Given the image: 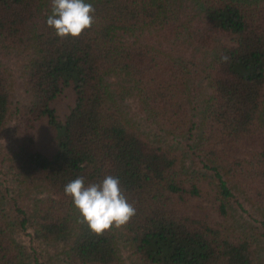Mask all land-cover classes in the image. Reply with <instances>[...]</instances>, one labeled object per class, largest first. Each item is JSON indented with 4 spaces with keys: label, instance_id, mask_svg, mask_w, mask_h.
Returning <instances> with one entry per match:
<instances>
[{
    "label": "trees",
    "instance_id": "trees-1",
    "mask_svg": "<svg viewBox=\"0 0 264 264\" xmlns=\"http://www.w3.org/2000/svg\"><path fill=\"white\" fill-rule=\"evenodd\" d=\"M85 2L60 38L51 0H0V264H264V0ZM108 175L136 214L96 236L63 189Z\"/></svg>",
    "mask_w": 264,
    "mask_h": 264
},
{
    "label": "clouds",
    "instance_id": "clouds-1",
    "mask_svg": "<svg viewBox=\"0 0 264 264\" xmlns=\"http://www.w3.org/2000/svg\"><path fill=\"white\" fill-rule=\"evenodd\" d=\"M94 12L92 4L85 0H51V14L46 24L57 37L78 38L91 28ZM63 191L79 213V222L85 223L96 236L125 226L136 214L135 207L121 190L120 180L111 175L87 186L84 178L78 177L67 183Z\"/></svg>",
    "mask_w": 264,
    "mask_h": 264
},
{
    "label": "rangeland",
    "instance_id": "rangeland-1",
    "mask_svg": "<svg viewBox=\"0 0 264 264\" xmlns=\"http://www.w3.org/2000/svg\"><path fill=\"white\" fill-rule=\"evenodd\" d=\"M75 100V91L72 84L63 88V91L56 96L52 105L55 107L59 118L65 116L69 110V106L73 105ZM35 133V148L46 159H53L58 148V139L61 134V127H55L48 123L47 116L41 115L34 123ZM245 149L244 147H234L233 152L237 153L238 150Z\"/></svg>",
    "mask_w": 264,
    "mask_h": 264
}]
</instances>
